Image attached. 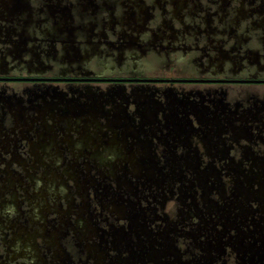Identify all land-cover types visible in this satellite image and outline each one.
Returning a JSON list of instances; mask_svg holds the SVG:
<instances>
[{
  "label": "flooded vegetation",
  "instance_id": "obj_1",
  "mask_svg": "<svg viewBox=\"0 0 264 264\" xmlns=\"http://www.w3.org/2000/svg\"><path fill=\"white\" fill-rule=\"evenodd\" d=\"M0 264H264V0H0Z\"/></svg>",
  "mask_w": 264,
  "mask_h": 264
}]
</instances>
